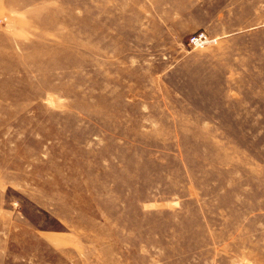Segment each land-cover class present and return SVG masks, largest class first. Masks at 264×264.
<instances>
[{"label":"rangeland","instance_id":"374dc122","mask_svg":"<svg viewBox=\"0 0 264 264\" xmlns=\"http://www.w3.org/2000/svg\"><path fill=\"white\" fill-rule=\"evenodd\" d=\"M0 264H264V0H0Z\"/></svg>","mask_w":264,"mask_h":264},{"label":"built area","instance_id":"2783aa9c","mask_svg":"<svg viewBox=\"0 0 264 264\" xmlns=\"http://www.w3.org/2000/svg\"><path fill=\"white\" fill-rule=\"evenodd\" d=\"M209 43H215V40H209L208 36L204 33H199L191 36L187 41V46L193 49H202Z\"/></svg>","mask_w":264,"mask_h":264}]
</instances>
